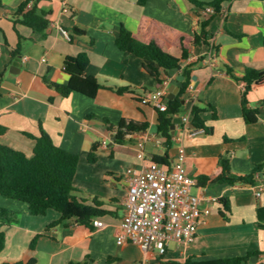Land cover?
Instances as JSON below:
<instances>
[{
  "label": "crops",
  "instance_id": "0c3cea01",
  "mask_svg": "<svg viewBox=\"0 0 264 264\" xmlns=\"http://www.w3.org/2000/svg\"><path fill=\"white\" fill-rule=\"evenodd\" d=\"M24 1L0 0V126L6 129L0 144L32 157L36 138L44 130L57 146L80 156L75 198L86 200L88 205L98 202L106 213L97 218L104 223L102 228L93 224L89 229L76 221L60 224L61 216L54 211L33 216L28 204L0 195V207L18 217L12 224H2L0 219V233L5 234L0 264L30 258H35L37 264H108L109 260L111 264H142L143 254L138 247L117 241L128 191L126 171L150 167L156 156L166 153L157 134L156 107L142 104L141 98L160 88L169 92L172 86L180 87L183 75L178 71L163 73L165 83L160 86L145 71L142 61L122 52L116 41L123 27L137 33L145 17L178 30L181 36H193L200 32L209 8L198 9L190 0H148L144 6L139 0H40L39 12L51 14L50 28L43 36L19 22L17 11ZM59 27L70 34V40L63 37ZM75 29L84 34L75 33ZM206 30L217 49L216 59H209L210 46L199 45L183 61L184 67L193 68L197 81L193 80L185 96L184 114L174 120L170 165L184 148L188 174L198 181L203 176L218 177L219 159L227 155L234 173L254 174L257 183L201 186L207 197L229 198L231 212L227 219L221 215L219 201L206 202L211 213L200 223L196 241L191 245L172 242L167 254L155 257L150 264L264 252V229L258 227L259 223L264 225V192L258 194V187L264 184V109L258 122L247 124L242 110L245 84L226 71L227 67L233 69L239 79L247 68L264 71V0L225 2ZM19 45L21 53L13 58L12 52ZM167 49L182 58L178 40L168 44ZM81 53L90 60L87 74L97 77L104 87L95 98L78 93L63 97L44 80L67 84L70 76L64 69L65 60ZM118 89L127 91L119 94ZM248 101L251 108L260 107L264 84L254 86ZM208 105L216 108L217 119L210 111L202 118L213 132L193 134L186 128L184 117L194 106ZM125 118L149 123L146 136L116 143L102 119L116 125ZM95 143L100 144L97 161L90 163L88 155ZM139 144H143L145 158L139 156ZM259 209L263 210L261 218ZM54 224L58 225L47 230ZM37 235L42 236L32 251ZM248 264H264V253Z\"/></svg>",
  "mask_w": 264,
  "mask_h": 264
},
{
  "label": "trees",
  "instance_id": "16d2710c",
  "mask_svg": "<svg viewBox=\"0 0 264 264\" xmlns=\"http://www.w3.org/2000/svg\"><path fill=\"white\" fill-rule=\"evenodd\" d=\"M33 4L28 8L29 3ZM40 0H25L17 11L19 22L34 32L44 34L50 28V13H41L38 9ZM232 0H214L211 3H203L198 0H190L198 9L213 8L215 13L203 18L200 23V32L190 36H181L180 32L157 20L145 17L140 25L139 31L133 33L123 27L116 41L117 47L125 53L131 54L142 61L145 71L155 78L159 85L165 83L163 73L171 71L181 72L185 77L180 82V91L174 100L167 102L165 110L157 109L158 124L157 134L161 137L166 147V153L162 156H156L153 164L169 167V151L172 148L173 135L172 127L174 120L184 111L185 96L192 86L194 70L192 67H184L183 61L189 56L193 47L199 45H208L211 47V35L206 30L211 21L221 13L222 5ZM148 0H139V5L144 6ZM75 33L84 34V32L75 29ZM178 40L183 51L182 58L171 54L167 45ZM214 49L217 51L216 47ZM21 53V46L12 52L15 58ZM90 65L89 57L86 53H81L76 57H67L64 63V69L70 76L67 84H54L47 80L44 82L51 88L55 89L63 97H68L73 93L85 95L89 98H95L99 91L104 87L99 79L87 74ZM227 73L238 82L245 84L242 93V110L243 117L247 124L258 122V115L261 108L264 109V101L259 103L260 107L251 108L249 106L248 94L254 86L264 84V71L247 68L245 75L239 79L235 76L233 69L227 67ZM127 89H118L119 94H123ZM213 113V118L217 119V111L213 105L206 108L194 106L192 109L191 127L195 130L204 131L211 134L213 129L207 127L202 118L204 112ZM109 132L113 133L116 143L123 144L128 138L133 136L144 137L150 129L147 122H139L133 119H122L118 124H112L107 119H102ZM6 132V129L0 126V136ZM99 143H95L88 155V161L95 163ZM80 163V156L68 152L57 146L52 137L41 131L40 137L36 138V147L34 155L28 157L25 153L15 150L11 147L0 144V195L4 198L14 201L23 202L29 205L30 213L33 216H45L48 212L54 211L60 214V224L64 222L76 221L80 226L92 229L94 220L102 217L106 211L102 206L95 202L94 205H88L86 200H77L74 196V181ZM221 174L218 177L211 178L203 176L198 179L200 186L227 185L235 186L237 184L256 185V175H240L233 172L229 156H222L219 159ZM222 205L221 215L227 219V213L231 212V203L229 198L222 197L219 199ZM259 215L261 218V212ZM0 219L2 224H12L18 221L15 212L0 207ZM59 224V223H58ZM54 224L47 230L56 227ZM259 228L264 229V225L258 224ZM42 235H37L31 245V250L36 249L37 241ZM5 246V234L0 233V252ZM262 251H249L244 255L222 259L198 260L190 257L185 263L179 261H170L168 264H248L253 257L263 254ZM112 261L109 260L108 264ZM6 264H37L35 258L27 261ZM70 264H84L71 262Z\"/></svg>",
  "mask_w": 264,
  "mask_h": 264
},
{
  "label": "built area",
  "instance_id": "2783aa9c",
  "mask_svg": "<svg viewBox=\"0 0 264 264\" xmlns=\"http://www.w3.org/2000/svg\"><path fill=\"white\" fill-rule=\"evenodd\" d=\"M31 1L28 5L30 8ZM68 12V9H65ZM213 8L207 15H213ZM60 33L70 40V34L62 27ZM214 44V43H213ZM211 45L210 61L216 59V50ZM192 89V86H191ZM169 92L160 88L141 98L144 105L153 104L165 110ZM192 111L184 117L186 128L193 134L201 132L191 127ZM139 156L145 158L143 144H139ZM187 154L181 148L178 156L169 167L152 164L143 169L130 168L126 171L127 196L123 203L124 217L117 241L120 245L138 247L142 254V264H150L155 257H164L170 243L191 245L197 239L200 223L211 213L205 203H216L218 198L207 197L199 182L188 174ZM264 192V184L258 187V194ZM95 226L102 228L104 223L95 219Z\"/></svg>",
  "mask_w": 264,
  "mask_h": 264
},
{
  "label": "water",
  "instance_id": "95a60500",
  "mask_svg": "<svg viewBox=\"0 0 264 264\" xmlns=\"http://www.w3.org/2000/svg\"><path fill=\"white\" fill-rule=\"evenodd\" d=\"M185 77L184 76H180L179 81L182 82L184 81ZM194 81H197V77L194 76L193 77ZM180 91V87H176V86H172L169 89V95H168V100H174L175 97L177 96L178 92ZM184 103V102H183ZM175 126L172 127V130H174Z\"/></svg>",
  "mask_w": 264,
  "mask_h": 264
},
{
  "label": "rangeland",
  "instance_id": "374dc122",
  "mask_svg": "<svg viewBox=\"0 0 264 264\" xmlns=\"http://www.w3.org/2000/svg\"><path fill=\"white\" fill-rule=\"evenodd\" d=\"M184 114V112L181 114V116Z\"/></svg>",
  "mask_w": 264,
  "mask_h": 264
}]
</instances>
